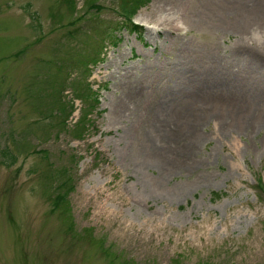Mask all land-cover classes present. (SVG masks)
<instances>
[{"label":"rangeland","instance_id":"obj_1","mask_svg":"<svg viewBox=\"0 0 264 264\" xmlns=\"http://www.w3.org/2000/svg\"><path fill=\"white\" fill-rule=\"evenodd\" d=\"M225 3L0 0V264H264V0Z\"/></svg>","mask_w":264,"mask_h":264},{"label":"trees","instance_id":"obj_2","mask_svg":"<svg viewBox=\"0 0 264 264\" xmlns=\"http://www.w3.org/2000/svg\"><path fill=\"white\" fill-rule=\"evenodd\" d=\"M138 1H142V0H138ZM129 25H130V29L133 31H137V29L142 30V27H140L138 25H135V24H129ZM86 99L93 101L91 103L93 104L92 106L94 107V109L98 108L97 106L100 103L98 90L91 89V92L87 94ZM2 155H3V161L7 165H11V164L15 163L17 160V156L14 153H11L8 147H6L2 151ZM256 186L264 194V184L260 178H258ZM67 194H65V193L59 194L58 198H56V204L59 205V203L61 201H65L67 196H68ZM213 194H214V196H213L214 198L215 197H221L223 195V193H220V192H214ZM125 264H128V262H125Z\"/></svg>","mask_w":264,"mask_h":264},{"label":"bare ground","instance_id":"obj_3","mask_svg":"<svg viewBox=\"0 0 264 264\" xmlns=\"http://www.w3.org/2000/svg\"><path fill=\"white\" fill-rule=\"evenodd\" d=\"M222 1L227 2L225 4L228 6V8H231L232 5H235L234 0H222ZM250 1L258 5L262 3V0H250Z\"/></svg>","mask_w":264,"mask_h":264}]
</instances>
